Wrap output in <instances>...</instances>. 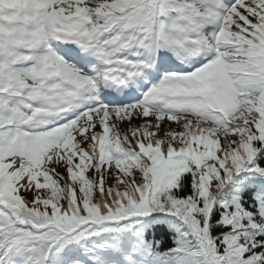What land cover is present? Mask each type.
Here are the masks:
<instances>
[{
	"label": "snow or ice",
	"instance_id": "1",
	"mask_svg": "<svg viewBox=\"0 0 264 264\" xmlns=\"http://www.w3.org/2000/svg\"><path fill=\"white\" fill-rule=\"evenodd\" d=\"M0 264H264V0H0Z\"/></svg>",
	"mask_w": 264,
	"mask_h": 264
}]
</instances>
